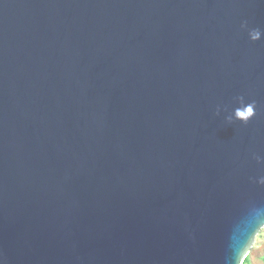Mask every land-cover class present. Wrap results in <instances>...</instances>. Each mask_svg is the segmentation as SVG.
Wrapping results in <instances>:
<instances>
[{"label":"water","instance_id":"water-1","mask_svg":"<svg viewBox=\"0 0 264 264\" xmlns=\"http://www.w3.org/2000/svg\"><path fill=\"white\" fill-rule=\"evenodd\" d=\"M261 227L264 0H0V264H240Z\"/></svg>","mask_w":264,"mask_h":264},{"label":"rangeland","instance_id":"rangeland-1","mask_svg":"<svg viewBox=\"0 0 264 264\" xmlns=\"http://www.w3.org/2000/svg\"><path fill=\"white\" fill-rule=\"evenodd\" d=\"M249 254L250 264H264V236L255 238Z\"/></svg>","mask_w":264,"mask_h":264},{"label":"clouds","instance_id":"clouds-1","mask_svg":"<svg viewBox=\"0 0 264 264\" xmlns=\"http://www.w3.org/2000/svg\"><path fill=\"white\" fill-rule=\"evenodd\" d=\"M253 39L256 40V39H259V33H255L253 35ZM237 116L240 117V118H244L245 119V122H247V120L249 118H251L253 116V106H249L247 107L246 110H243V111H238L237 112ZM264 236V227H261L258 231V235L256 236V239L258 237H262ZM249 255L250 254H245L244 258L240 261V264H250L249 262Z\"/></svg>","mask_w":264,"mask_h":264}]
</instances>
